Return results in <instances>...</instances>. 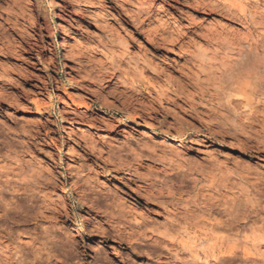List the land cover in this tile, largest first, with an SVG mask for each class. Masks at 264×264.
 <instances>
[{"label":"clouds","instance_id":"1","mask_svg":"<svg viewBox=\"0 0 264 264\" xmlns=\"http://www.w3.org/2000/svg\"><path fill=\"white\" fill-rule=\"evenodd\" d=\"M0 264H264V0H0Z\"/></svg>","mask_w":264,"mask_h":264}]
</instances>
